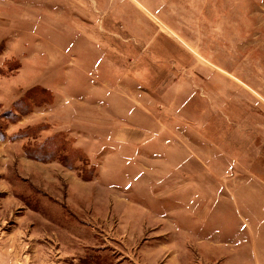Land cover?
<instances>
[{
  "label": "rangeland",
  "instance_id": "rangeland-1",
  "mask_svg": "<svg viewBox=\"0 0 264 264\" xmlns=\"http://www.w3.org/2000/svg\"><path fill=\"white\" fill-rule=\"evenodd\" d=\"M172 226L180 264H264V0H0V264Z\"/></svg>",
  "mask_w": 264,
  "mask_h": 264
},
{
  "label": "crops",
  "instance_id": "crops-1",
  "mask_svg": "<svg viewBox=\"0 0 264 264\" xmlns=\"http://www.w3.org/2000/svg\"><path fill=\"white\" fill-rule=\"evenodd\" d=\"M153 208L150 209L148 206L140 205V210H145L149 215L158 217L154 204ZM156 205V203H155ZM145 213V212H144ZM158 219V218H157ZM169 223V222H168ZM170 225V223H169ZM173 228H167L164 230L161 228H158L156 235H154L153 239L145 240L143 243H140V264H180V255L177 247H174L173 245L166 246L161 245L159 241L163 238L172 237L176 234V230L174 226ZM159 237V238H157ZM177 246V245H176ZM203 249V248H202ZM202 253H204L202 251ZM167 254V255H166ZM170 254V255H169Z\"/></svg>",
  "mask_w": 264,
  "mask_h": 264
}]
</instances>
